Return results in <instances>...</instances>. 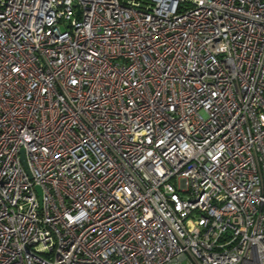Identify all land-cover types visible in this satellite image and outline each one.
Wrapping results in <instances>:
<instances>
[{
	"label": "built area",
	"instance_id": "built-area-1",
	"mask_svg": "<svg viewBox=\"0 0 264 264\" xmlns=\"http://www.w3.org/2000/svg\"><path fill=\"white\" fill-rule=\"evenodd\" d=\"M0 264H264V0H0Z\"/></svg>",
	"mask_w": 264,
	"mask_h": 264
},
{
	"label": "water",
	"instance_id": "water-1",
	"mask_svg": "<svg viewBox=\"0 0 264 264\" xmlns=\"http://www.w3.org/2000/svg\"><path fill=\"white\" fill-rule=\"evenodd\" d=\"M24 159V158H23ZM24 161V160H23Z\"/></svg>",
	"mask_w": 264,
	"mask_h": 264
}]
</instances>
